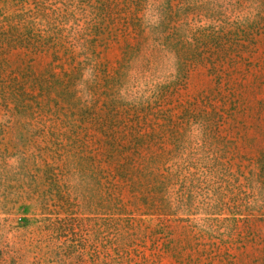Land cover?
Instances as JSON below:
<instances>
[{"label": "rangeland", "instance_id": "1", "mask_svg": "<svg viewBox=\"0 0 264 264\" xmlns=\"http://www.w3.org/2000/svg\"><path fill=\"white\" fill-rule=\"evenodd\" d=\"M0 264H264V0H0Z\"/></svg>", "mask_w": 264, "mask_h": 264}]
</instances>
